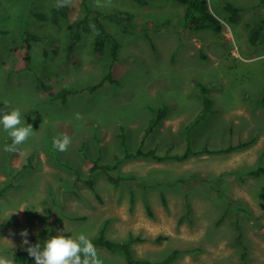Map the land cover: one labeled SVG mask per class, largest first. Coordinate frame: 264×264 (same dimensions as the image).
Instances as JSON below:
<instances>
[{
    "label": "rangeland",
    "instance_id": "1",
    "mask_svg": "<svg viewBox=\"0 0 264 264\" xmlns=\"http://www.w3.org/2000/svg\"><path fill=\"white\" fill-rule=\"evenodd\" d=\"M225 2L242 10L238 22L227 20ZM88 3L127 11L138 30L151 31L129 35L104 22L118 43L115 83L70 92L62 101L59 91L96 85L111 64L108 48L95 57V32L75 46L77 65L65 58L66 26L83 15L81 0H70L67 17L56 25L31 12L49 18L57 0H0V31L6 32L0 34V113L18 108L34 132L9 153L4 148L11 139L0 126V256L12 259L28 246L23 230L30 244L42 245L58 233L93 238L105 225L110 240L137 237L131 249L142 260L160 261L176 250L169 264H264V175H248L264 167V109L254 101L264 94V44L248 42V25L264 19V0H208L220 33L185 30L184 7L175 2L151 0L148 9L132 0ZM25 30L42 40L32 43L30 69L16 73L10 49ZM196 84L210 89L213 111L187 142L185 127L202 109ZM158 109L163 117L143 138L151 110ZM60 135L71 138L67 151L52 147ZM250 141L183 161L123 158L138 148L179 155L188 145L216 150ZM115 157L123 159L115 170L90 176L93 161L110 164ZM108 175L123 180L114 184ZM88 177L99 197L85 185ZM96 251L103 264H126L118 253Z\"/></svg>",
    "mask_w": 264,
    "mask_h": 264
},
{
    "label": "trees",
    "instance_id": "2",
    "mask_svg": "<svg viewBox=\"0 0 264 264\" xmlns=\"http://www.w3.org/2000/svg\"><path fill=\"white\" fill-rule=\"evenodd\" d=\"M144 9H148L151 4V0H132ZM170 2H175L184 7L183 20H184V29L194 32L198 30H210L214 33H220L222 31L221 21L215 17L210 9L208 0H166ZM81 6L83 10V15L74 18L71 20L67 26V44H66V53L65 58L71 62L72 65H77L78 60L75 56L74 50L75 46L80 42L83 34H89L90 32H95L93 38V53L96 58L100 59L103 57L105 49L108 48L111 64L109 66V71L106 75L102 77L99 83L91 87L78 89V90H67L62 89L58 92L57 98H60L62 101L66 95L70 92L78 93L83 91H95L97 88L102 86L105 82L115 83V80L112 77V65L117 60L118 56V43L114 36L110 34L104 25V22H110L118 25L122 32L129 35H135L136 33H142L144 36H148L150 33V28L137 29L133 23L131 13L121 10L119 8H110L106 10H101L98 8L91 7L88 3V0H81ZM223 9L227 13V20L231 23H236L240 19L241 9L236 7L231 2H225L223 4ZM50 17L39 13L31 12V15L40 22L50 21L52 24L56 25L58 23L59 17L66 18L67 11L66 7H58L57 4L50 10ZM164 29L167 30L168 27L166 24ZM162 25V26H163ZM157 31L158 29H154ZM6 33L5 31H0V34ZM42 39L34 33L29 31L22 32V39L19 45L14 46L10 49V57L12 58V68L13 72L19 73L25 70L30 69L31 63V49L32 43L41 41ZM248 42L249 44L255 46L264 44V19H254L252 24L248 25ZM53 53L56 54V51L53 50ZM196 88L201 96L202 109L200 113L195 117V119L190 122L185 127L186 141H189V132L196 127V125L202 121L205 116L211 113L213 101L210 97V89L207 86L196 84ZM254 101L259 104L264 109V94L255 98ZM153 116L149 121L148 126L145 128L143 138L150 134L155 126H157L164 115V109L151 110ZM120 145L125 148V134L121 128L119 135ZM143 143V139L141 141ZM252 143L250 142H240L237 145H229L226 148H220L216 150L209 149L204 147L202 149L194 151L189 145L184 150L182 154H170L169 151L164 155H159L154 150H142L138 148L135 152L124 151L125 159L133 158H151L156 161L164 160H177L183 161L191 155H200V154H215V153H228L238 149L245 148ZM122 158L115 157L114 162L110 164L99 165L98 161H93V165L89 169V174L92 176L95 171L103 170L108 172L110 170H115L118 165L122 162ZM249 176L259 177L264 175V167H258L248 173ZM108 180L114 184L119 183L123 180L122 176H111L108 175ZM85 185L95 194L96 197H99L96 193L94 186V181L92 177H88L84 181ZM1 192V191H0ZM148 213L151 215V212L148 209ZM105 225L100 229L98 236L93 238H88L91 240L96 249H102L112 254H120L126 264H169L176 256L177 251H172L164 259L160 261H149L138 259L134 256L131 246L135 242L140 240L136 237L129 236L126 240L123 241H113L108 239L105 234ZM157 240H160L158 238ZM12 259L14 262H22L24 264H33V259L28 256L27 252L24 249H17L13 252Z\"/></svg>",
    "mask_w": 264,
    "mask_h": 264
},
{
    "label": "clouds",
    "instance_id": "3",
    "mask_svg": "<svg viewBox=\"0 0 264 264\" xmlns=\"http://www.w3.org/2000/svg\"><path fill=\"white\" fill-rule=\"evenodd\" d=\"M70 0H57V6L67 5ZM77 118L79 115L77 114ZM0 126L11 139V144L6 145L4 151L15 153L18 146L25 143L34 133L31 125H25L21 119V112L18 108H11L10 111L0 113ZM71 138L67 135L53 137L52 147L57 151H67ZM22 244L28 245L24 250L31 257L35 264H103L99 258L96 248L83 233L75 238L65 237L58 233L50 236L43 244H30L27 240L28 232L23 230L20 233ZM13 256V254H12ZM0 264H14V260L6 256H0Z\"/></svg>",
    "mask_w": 264,
    "mask_h": 264
}]
</instances>
